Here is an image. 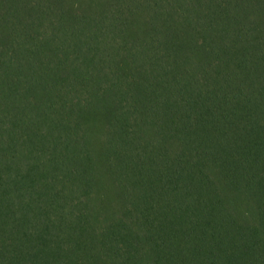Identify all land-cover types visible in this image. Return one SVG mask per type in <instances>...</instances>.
I'll use <instances>...</instances> for the list:
<instances>
[{"label":"trees","instance_id":"16d2710c","mask_svg":"<svg viewBox=\"0 0 264 264\" xmlns=\"http://www.w3.org/2000/svg\"><path fill=\"white\" fill-rule=\"evenodd\" d=\"M0 264H264V0H0Z\"/></svg>","mask_w":264,"mask_h":264}]
</instances>
